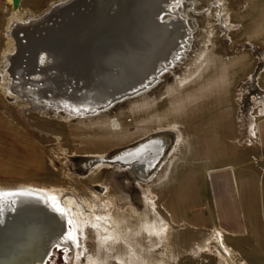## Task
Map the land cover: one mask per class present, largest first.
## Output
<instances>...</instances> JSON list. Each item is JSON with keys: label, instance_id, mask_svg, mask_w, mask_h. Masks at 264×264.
Segmentation results:
<instances>
[{"label": "rangeland", "instance_id": "rangeland-1", "mask_svg": "<svg viewBox=\"0 0 264 264\" xmlns=\"http://www.w3.org/2000/svg\"><path fill=\"white\" fill-rule=\"evenodd\" d=\"M59 1L0 0V74L11 17ZM174 2L159 16L184 20L177 53L147 88L96 112L31 108L0 75V186L54 188L74 210L75 244L44 264H264V0Z\"/></svg>", "mask_w": 264, "mask_h": 264}, {"label": "bare ground", "instance_id": "bare-ground-1", "mask_svg": "<svg viewBox=\"0 0 264 264\" xmlns=\"http://www.w3.org/2000/svg\"><path fill=\"white\" fill-rule=\"evenodd\" d=\"M120 1L126 2L80 0V12L69 13L64 18L65 12L59 10L47 15L53 6L57 3L61 5L63 0L38 17L22 19L13 15L6 27L13 49L4 52V70L1 72L3 88L9 97L28 100L31 108L51 105L63 108L68 115H80L103 105L108 95L130 87H143L154 78L160 69L169 64L168 60L176 51L174 49L185 33L184 20L178 16L160 18L162 10H169L174 0H136L138 13L133 18L132 30L131 27L121 29L119 25L125 16ZM95 8L98 10L95 11ZM107 9V29L102 27L93 31L90 28L92 40L89 44L92 47L85 51L78 48L87 41L86 34L82 32L84 29L88 33L91 24L93 27L104 25ZM65 22H68L67 28H56L58 23L65 25ZM78 23L80 26H77ZM118 28L121 31L116 35ZM108 37L113 38L115 47L106 49L104 57L101 54L95 56V53H101L98 50L100 44L105 43ZM77 48L76 60L62 62L66 60L61 59L65 52ZM86 51H91L95 61L102 57L107 60L99 66L91 61L88 67H82ZM153 150L157 151L156 148ZM145 155L146 152L138 154L142 161L139 167L147 161ZM226 179V173L222 178L215 179L217 201L225 196L221 184ZM4 196L13 197L16 206L10 213L11 217L8 216L5 229L0 232V264H44L52 247L70 248L71 242L75 244L74 222L70 215V211L74 210L60 200L56 189L33 185L0 186V197ZM222 207L219 205L220 211ZM2 215L7 214L2 212Z\"/></svg>", "mask_w": 264, "mask_h": 264}, {"label": "water", "instance_id": "water-1", "mask_svg": "<svg viewBox=\"0 0 264 264\" xmlns=\"http://www.w3.org/2000/svg\"><path fill=\"white\" fill-rule=\"evenodd\" d=\"M110 1H112V0H110ZM114 1V0H113ZM78 2H80V0H64L62 3H61V5H58L59 3H57L55 6H53L51 9H50V11L47 13V15L48 14H50L53 10H55V11H57V10H59V11H64L65 12V14H64V16H63V18L64 17H67V14H69V13H72V12H80L79 11V5H78ZM11 3H12V6H13V8H17V6H18V4H19V0H11ZM120 3H121V11H123V16H125V19H123L122 21H121V25H119V28H121L122 29V27H123V29L124 28H130L131 27V30H132V27H133V24L135 23V21L133 20V18H136V16H137V13H136V11H137V6H136V4L138 3H136V0H126V2L124 1L123 3L120 1ZM129 3H131V5H129V6H127ZM162 8V7H161ZM70 10V11H69ZM98 9L97 8H95V11H97ZM78 12H77V14H78ZM164 12H166V10L164 11V10H162V13H164ZM80 14V13H79ZM106 18L104 19V25H98L97 24V27H93L92 26V24L88 27V30H87V32L88 33H86V30L84 29V31H82V32H84L85 34H86V37H85V39H87V41L85 42V43H82L78 48H81V49H84V51L85 50H87V48L88 47H92L89 43H90V41L92 40L91 39V37H90V34H89V32L91 31V29L93 28V31H97L99 28H102V29H107V23L106 22H108L107 21V16H108V14H109V12H108V9L106 10ZM70 15V14H69ZM110 16V15H109ZM68 23V22H67ZM67 23L65 22V25L64 24H60V23H58V25H57V27H56V25L54 26V27H52V28H57V29H59V30H64L63 29V26H65V28H67ZM60 25H62V26H60ZM69 25V24H68ZM130 25V26H129ZM60 26V28H58ZM77 26H80L79 25V23L77 24ZM126 26V27H125ZM74 27V25L71 27V29ZM44 28V27H43ZM91 28V29H90ZM119 28L118 29H116V35L117 34H119L118 32L119 31H121V29L119 30ZM56 29V30H57ZM107 31V30H106ZM45 32V31H44ZM79 33V34H78ZM128 33H130V29L128 30ZM115 34L113 33L112 35L113 36H115ZM80 35V30H79V28H78V30H77V37H78V39H79V36ZM43 36V35H42ZM84 37V36H83ZM109 41H111V44H110V42ZM113 41V38H110V37H108L107 39H106V42L105 43H102V44H100L101 46H100V48L98 49V50H100L101 51V53H95V56L98 54H101L103 57H104V55L105 54H103V52L106 50V49H108V48H112V47H115V42H112ZM93 45V44H92ZM111 46V47H110ZM78 48L77 49H72V50H70L69 52H65V49H62V50H64V52H65V54H64V56L61 58V59H66L65 61H62V62H69L70 60H76V58H77V56L76 57H74L76 54H75V52L77 53L78 51ZM70 53V54H69ZM68 55H71V56H68ZM84 55L85 56H83L84 57V60L83 61H81V64H82V67H88L89 65H90V62L92 61V62H94V64L95 63H97V66H99V65H101L102 63H104V62H106V57L103 59V57L102 58H100L99 59V61H95V59L93 60V56L91 55V51H86V52H84ZM97 59V58H96ZM103 59V60H102ZM83 62L85 63V65L83 64ZM161 72V71H160ZM159 72V73H160ZM139 81V80H138ZM152 82H148L147 84H144L143 85V87H136V88H133V87H130V88H127V89H123V90H120V91H116V92H114V93H112L111 95H108L107 96V102H104L103 103V105L102 106H100V107H98V108H96L95 110H92V111H89V110H86L85 111V113H83V115L84 114H89V113H93V112H96V111H98L99 109H102V108H104V107H106V106H108V105H110V104H112V103H114V102H116V101H118V100H121V99H123V98H125V97H128V96H132V95H135L136 93H139L140 91H142V90H144L145 88H147V86L149 85V84H151ZM82 115V114H81ZM72 116H79L77 113H76V115H74V114H72ZM33 195H35V194H33ZM0 200H1V203H0V232L2 233V231L5 229V225L7 224V220L9 219V217H11L10 215V213H13L14 212V210H15V206H16V203H15V200L13 199V197H11V196H4V197H0ZM2 212H4L5 214H7L6 216H3L2 215ZM9 216V217H8ZM0 233V234H1Z\"/></svg>", "mask_w": 264, "mask_h": 264}, {"label": "crops", "instance_id": "crops-1", "mask_svg": "<svg viewBox=\"0 0 264 264\" xmlns=\"http://www.w3.org/2000/svg\"><path fill=\"white\" fill-rule=\"evenodd\" d=\"M8 1L10 2L11 0H8ZM256 132H257V140H258V146H259L258 148H259V151L261 153V156L264 158V116L261 117V119L258 121V123H257V131ZM226 177H227V173H226ZM241 179H243V175L242 174H241ZM243 189H241V190H243ZM246 194L248 195L249 193L246 192ZM258 195L261 197L262 206H263V209H264V186L260 187V189L258 190ZM254 227L258 228V225L254 226ZM250 243H253L252 239H251V241L249 240L247 242V245L250 244ZM262 243H264V240L262 239V237H260L259 241L258 240L256 241L257 248H258V246H261ZM245 249H246V252L248 253V246Z\"/></svg>", "mask_w": 264, "mask_h": 264}]
</instances>
